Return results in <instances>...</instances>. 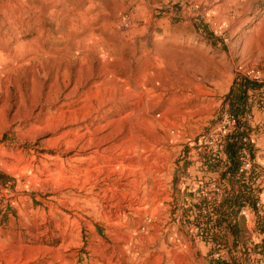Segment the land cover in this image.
Listing matches in <instances>:
<instances>
[{
  "label": "rangeland",
  "instance_id": "rangeland-1",
  "mask_svg": "<svg viewBox=\"0 0 264 264\" xmlns=\"http://www.w3.org/2000/svg\"><path fill=\"white\" fill-rule=\"evenodd\" d=\"M239 77L264 86V0H0V264L228 260L193 149Z\"/></svg>",
  "mask_w": 264,
  "mask_h": 264
},
{
  "label": "trees",
  "instance_id": "trees-1",
  "mask_svg": "<svg viewBox=\"0 0 264 264\" xmlns=\"http://www.w3.org/2000/svg\"><path fill=\"white\" fill-rule=\"evenodd\" d=\"M255 105L260 107L264 105V86L249 78H236L224 98V107L227 108L228 113L240 117L241 131L235 136L226 138L224 149L228 154V160L225 164L220 160H212L206 154L203 155V160L211 169L216 171L227 167L228 175L238 186V193L236 196L235 194L229 196L221 186L224 190V198L219 203L209 201L206 196H200L197 208L194 209L199 214L197 223L203 235L210 237L215 244L219 243L216 246L218 251L224 245L223 238L226 237L225 229L220 228L225 222L230 225V230L235 236V246L244 244L241 256L231 255L228 260L217 258L214 264H264V214L259 218L256 227V232L263 234V238L253 248L248 246L245 221L240 216L241 209L248 203L254 205L261 195V189L252 184V179L258 177L259 173L254 170L249 180L239 173V155L244 148L249 149L255 158L256 148L251 139L252 129L247 127V117L251 115ZM245 138L249 143L244 142ZM253 254L258 255L256 260H252Z\"/></svg>",
  "mask_w": 264,
  "mask_h": 264
},
{
  "label": "built area",
  "instance_id": "built-area-1",
  "mask_svg": "<svg viewBox=\"0 0 264 264\" xmlns=\"http://www.w3.org/2000/svg\"><path fill=\"white\" fill-rule=\"evenodd\" d=\"M239 121L240 117L227 113L216 127L211 128L201 136L193 149V153L200 156L199 159L202 158L200 160L202 165L206 164L207 166V163L203 160L204 154L208 155L212 160H220L224 164L227 162L228 154L224 149L225 141L226 138L235 136L241 131ZM244 142L247 144L249 140L245 138ZM239 157V173L244 175L247 180H249V176L253 174L254 170L259 173L258 177L252 179V184L254 187H259V189H261V195L254 205L248 203L240 211V216L243 217L249 225L256 228L259 218L264 214V173L257 167L249 149L244 148ZM203 194L209 201L215 203L221 202L224 198V190L221 186H215L213 189H206Z\"/></svg>",
  "mask_w": 264,
  "mask_h": 264
},
{
  "label": "crops",
  "instance_id": "crops-1",
  "mask_svg": "<svg viewBox=\"0 0 264 264\" xmlns=\"http://www.w3.org/2000/svg\"><path fill=\"white\" fill-rule=\"evenodd\" d=\"M247 120H248L247 127L252 129L251 139L256 148L254 160L257 167L264 172V109L255 106L253 108L251 115L247 117ZM206 173H207L206 175H208L207 180L211 179L212 181L217 183V185L222 186L224 190L228 192L229 196L232 194H235L234 196H236V194L238 193V186L236 182L233 179H231L230 176L228 175L227 167L226 168L223 167L216 171L210 168V171ZM263 192H264V183H263ZM244 221H245V227H247L251 233V238H246L247 243L249 247L253 248L257 243H259L262 240L263 234H261L258 231L256 232L257 229L254 226L249 225L245 219ZM220 228L225 229V234H226V237L223 238V240H224V245L227 247L228 256L226 255L225 256L227 258H230L231 255L241 256L242 250L244 248V244L235 246V236L230 230V225H228V223L225 222L223 226H221ZM252 257L258 258V255L253 254Z\"/></svg>",
  "mask_w": 264,
  "mask_h": 264
},
{
  "label": "bare ground",
  "instance_id": "bare-ground-1",
  "mask_svg": "<svg viewBox=\"0 0 264 264\" xmlns=\"http://www.w3.org/2000/svg\"><path fill=\"white\" fill-rule=\"evenodd\" d=\"M81 76V75H80ZM121 80V79H120ZM115 82V81H114ZM117 82V81H116ZM110 83H113V82H110ZM140 83V82H139ZM114 84V83H113ZM111 86H113V85H111ZM117 87V86H116ZM142 87V86H141ZM128 90V89H127ZM145 92V91H144ZM113 94V93H112ZM70 96V95H69ZM76 97V96H75ZM54 99V98H53ZM70 99V98H69ZM108 100V99H107ZM122 100V99H121ZM134 101H135V99H133ZM137 105V104H136ZM33 107V106H32ZM106 107V106H105ZM59 108V107H58ZM74 108V107H73ZM48 109V108H47ZM65 109V108H64ZM136 109V108H135ZM114 110H115V108H114ZM114 112V111H113ZM82 114V113H81ZM94 114V113H93ZM79 124V123H78ZM72 134V131H69V132H67V133H64V134H62L57 140H55V142H54V146L58 149V147L60 146V144H61V142H62V140H64L65 138H67L69 135H71ZM75 134V133H74ZM90 135H92V134H90ZM81 138H82V135L80 136ZM94 141V140H93ZM93 141H89L88 143H86V144H83V145H81V147H80V151L81 152H86V151H88V150H90L92 147H93V145H96L98 148H100V146L102 145V143L105 141V138H100V139H98V140H96L95 141V143H93ZM61 146H63V149H65V151L66 152H68V151H71V150H73V149H75V145L73 144V143H62V145ZM117 146V145H116ZM119 146V145H118ZM52 147V146H51ZM96 147V148H97ZM127 148V147H126ZM56 149V150H57ZM118 150V149H117ZM79 151V152H80ZM111 151V149L110 148H106V149H102L101 151L98 149L97 151H95V154H100V153H108V152H110ZM129 150H127V152H128ZM59 152V151H58ZM80 152V153H81ZM124 152V151H123ZM122 152V153H123ZM145 152V151H144ZM143 152V153H144ZM140 153V152H139ZM124 154V153H123ZM128 154V153H127ZM141 154H142V152H141ZM90 155V154H89ZM114 155V154H113ZM112 155V156H113ZM121 155V154H120ZM140 157V156H139ZM144 157V156H143ZM108 158V157H107ZM131 158V157H130ZM131 159H134V158H131ZM135 159H137V158H135ZM91 160H92V158L90 157V158H80V159H76L75 161L76 162H79V163H81V164H85L86 162H91ZM95 160V159H94ZM102 160H103V158H102ZM113 160V159H112ZM141 159H139V161H140ZM53 161V160H52ZM100 161H101V159H100ZM115 163L116 164H120L121 166H124V164H123V160H120L119 158H116L115 160ZM138 161V162H139ZM135 162V161H134ZM137 162V163H138ZM143 162V161H142ZM25 163V162H24ZM26 164V163H25ZM31 165H32V163H30ZM143 164V163H142ZM92 165V164H91ZM99 165V164H98ZM133 165V164H132ZM27 166V165H26ZM30 166V165H29ZM39 166V165H38ZM58 166V165H57ZM88 166V165H87ZM127 166V165H126ZM125 166V167H126ZM31 167V166H30ZM78 167V166H77ZM81 167V166H80ZM90 167V166H89ZM137 167V166H136ZM132 168V167H131ZM135 168V167H134ZM142 168V167H141ZM57 169V168H56ZM72 169V168H71ZM97 169V168H96ZM98 169H99V167H98ZM107 169V168H106ZM137 169V168H136ZM88 170V169H87ZM91 170V169H90ZM98 171V170H97ZM123 171V170H122ZM126 171V170H125ZM120 172V171H119ZM130 172V171H129ZM48 173V172H47ZM92 173V172H91ZM133 173H135V172H133ZM97 174V173H96ZM100 174V173H99ZM123 174V173H122ZM46 175V174H45ZM84 175H86V174H84ZM90 174L89 173H87V182L86 183H88V180H89V178H90V176H89ZM95 175V174H94ZM124 175V174H123ZM126 175V174H125ZM111 176V175H110ZM127 176V175H126ZM129 176V175H128ZM133 176V175H132ZM135 176H137V175H135ZM91 177H92V175H91ZM99 177V176H98ZM104 177V176H103ZM122 177V176H121ZM48 178V177H47ZM105 178V177H104ZM112 178V177H111ZM129 178V177H128ZM71 179V178H70ZM119 179H121V178H119ZM123 179H125V178H123ZM136 179V178H135ZM128 180V179H127ZM129 180H130V178H129ZM94 181V180H93ZM99 181V180H98ZM104 181V180H103ZM138 181V180H137ZM108 182V181H107ZM136 182V181H135ZM96 183V182H95ZM103 182H101V184H102ZM120 183V182H119ZM121 183H122V180H121ZM138 183V182H137ZM116 184V183H115ZM134 184V183H133ZM139 184V183H138ZM138 184H137V186H138ZM91 185V184H90ZM97 185V184H96ZM123 185H124V183H123ZM105 186V185H104ZM118 186H119V184H118ZM136 186V187H137ZM111 187V186H110ZM127 187V186H126ZM129 187H130V185H129ZM124 188V187H123ZM132 188V187H131ZM100 189H101V187H100ZM104 189V188H103ZM121 189V188H120ZM133 189V188H132ZM92 190V189H91ZM139 190H140V188H139ZM142 190V189H141ZM111 191H112V188H111ZM115 191V190H114ZM83 192V191H82ZM121 192V191H120ZM140 192V191H139ZM112 193V192H111ZM117 193V192H116ZM124 193V192H123ZM128 193H129V191H128ZM108 194V193H107ZM113 194H115V192L113 193ZM118 194V193H117ZM125 194H127V193H125ZM135 194V193H134ZM137 194H138V192H137ZM129 195V194H128ZM121 196V195H120ZM134 196V195H133ZM102 197V196H101ZM104 197V196H103ZM116 198V197H115ZM122 198H123V196H122ZM118 199V198H117ZM156 199V198H155ZM139 200V199H138ZM141 200V199H140ZM113 201V200H112ZM117 201V200H116ZM124 202H128V204H126V205H123L124 204ZM116 203V202H115ZM118 203V202H117ZM143 203V202H142ZM156 203V202H155ZM140 204V203H139ZM106 206V205H105ZM155 206V205H154ZM109 208V207H108ZM117 208H124V210L126 209L127 211H129V212H136V211H138V205H137V200L135 199V198H129V197H124V199L123 200H120V204L118 203V206H117ZM107 209V208H106ZM150 209V208H149ZM110 210V209H109ZM141 210V209H140ZM122 211V210H121ZM70 212H71V210H70ZM112 212V211H111ZM143 212V211H142ZM146 212V211H145ZM152 214H153V212H152ZM118 215V214H117ZM128 215V214H127ZM74 217V216H73ZM76 217V216H75ZM136 218V217H135ZM76 219V218H75ZM121 218L120 217H117V222H115V223H118L119 222V220H120ZM111 220H112V218H111ZM114 221V220H113ZM112 224V223H111ZM120 225H122V224H120ZM141 225V224H140ZM123 226V225H122ZM113 227V226H112ZM69 229V228H68ZM124 229V228H123ZM70 231V230H69ZM114 231H116V230H114ZM121 232V231H120ZM58 233H59V231H58ZM133 234V233H132ZM64 236V235H63ZM67 238V237H66ZM117 243V242H116ZM117 250V249H116ZM33 251V250H32ZM31 251V252H32ZM59 255V254H58ZM106 256V255H105ZM127 257V256H126ZM103 259V258H102ZM107 259V258H106ZM126 259V258H125ZM29 260L31 261V260H33L32 259V257H30L29 258ZM21 262V261H20ZM106 262V261H105ZM123 262V261H122ZM8 263V262H7ZM14 263V262H13ZM33 263V262H32ZM17 264V263H16ZM114 264V263H113ZM120 264V263H119Z\"/></svg>",
  "mask_w": 264,
  "mask_h": 264
}]
</instances>
